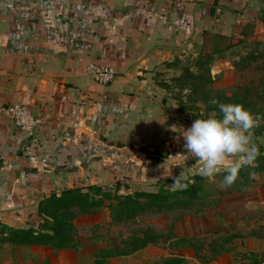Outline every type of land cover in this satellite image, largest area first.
Wrapping results in <instances>:
<instances>
[{
	"label": "crops",
	"instance_id": "0c3cea01",
	"mask_svg": "<svg viewBox=\"0 0 264 264\" xmlns=\"http://www.w3.org/2000/svg\"><path fill=\"white\" fill-rule=\"evenodd\" d=\"M259 35L264 0H0V219L22 221L18 209L49 190L172 189L181 172L182 183L198 175L182 136L194 120L178 115L151 70L171 52L217 51ZM89 62L112 67L114 79L94 81ZM9 105L38 122L21 129ZM220 220L178 224L182 235H213Z\"/></svg>",
	"mask_w": 264,
	"mask_h": 264
},
{
	"label": "rangeland",
	"instance_id": "374dc122",
	"mask_svg": "<svg viewBox=\"0 0 264 264\" xmlns=\"http://www.w3.org/2000/svg\"><path fill=\"white\" fill-rule=\"evenodd\" d=\"M150 78L184 119L219 114L214 100L261 116L256 166L242 168L227 188L221 171L192 176L187 188L104 183L49 190L18 209L22 221L0 219V264H264V35L217 51L171 52ZM226 192L242 197L228 203ZM198 215L220 216L219 230L182 235L179 220Z\"/></svg>",
	"mask_w": 264,
	"mask_h": 264
},
{
	"label": "clouds",
	"instance_id": "9594fccd",
	"mask_svg": "<svg viewBox=\"0 0 264 264\" xmlns=\"http://www.w3.org/2000/svg\"><path fill=\"white\" fill-rule=\"evenodd\" d=\"M219 114L213 112L208 118L195 119L191 127L183 132L184 148L199 164L198 175L212 178L221 171L222 188L231 187L239 178L242 168L255 167L260 149L254 142V129L262 117L253 115L241 104L218 103ZM255 179V172L249 174ZM183 172L173 178V189L187 188L182 183Z\"/></svg>",
	"mask_w": 264,
	"mask_h": 264
},
{
	"label": "built area",
	"instance_id": "2783aa9c",
	"mask_svg": "<svg viewBox=\"0 0 264 264\" xmlns=\"http://www.w3.org/2000/svg\"><path fill=\"white\" fill-rule=\"evenodd\" d=\"M86 73L98 83H107L114 79L116 71L109 66L89 62L85 67ZM21 129L31 130L38 119L34 118L28 110L20 105H9L3 108Z\"/></svg>",
	"mask_w": 264,
	"mask_h": 264
},
{
	"label": "trees",
	"instance_id": "16d2710c",
	"mask_svg": "<svg viewBox=\"0 0 264 264\" xmlns=\"http://www.w3.org/2000/svg\"><path fill=\"white\" fill-rule=\"evenodd\" d=\"M69 190H72V189H68V190H64L63 192H66V191H69ZM18 230H20V231H27V232H32V230H33V228H31V227H27V228H18ZM35 235H33V238H36V237H34ZM35 240V239H34Z\"/></svg>",
	"mask_w": 264,
	"mask_h": 264
}]
</instances>
